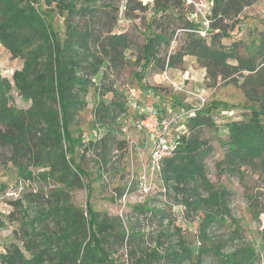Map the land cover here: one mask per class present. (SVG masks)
Masks as SVG:
<instances>
[{
	"label": "trees",
	"instance_id": "16d2710c",
	"mask_svg": "<svg viewBox=\"0 0 264 264\" xmlns=\"http://www.w3.org/2000/svg\"><path fill=\"white\" fill-rule=\"evenodd\" d=\"M125 2L126 18H131L134 12L144 16L149 10L150 27L155 25L158 12L185 7L180 0H153L150 9L137 0ZM251 2L213 0L208 17L209 42L207 36L196 33L203 27L190 20L189 12V17L183 18L184 45L166 64L172 67L175 61L192 56L203 64L210 76L217 78L225 73L227 62L233 60L237 63L236 70L248 74L243 93L258 109L250 106L248 120L226 124V152L217 164L218 169L232 174L238 173L241 167H259L264 171V37L251 44L246 58L238 57L232 49L219 48L220 40L228 38L236 26L235 21L231 26L227 22L234 20ZM54 13L64 20L62 37L52 25ZM110 13L117 10L98 0H0V45L12 58L22 60V68L12 73L11 82L0 78V145L11 150L10 160L20 176L27 180L41 177L51 183V188L44 193L50 201L43 205L38 202L34 216L25 225L30 239L38 238V246L26 247L27 257L18 246L11 245L5 254H0V263L119 264L111 250L125 245L129 248L126 255L130 253L133 264H204L207 254L214 256L219 264H256L254 250L250 247L224 253L225 245L210 235L214 222L230 217L226 206L228 192L212 185L206 177L204 160L211 147L198 136L200 129L213 127L212 116L217 115L220 104L217 102L210 105L207 102L194 117L184 119L185 132L189 135L185 133L180 137L174 154L163 161L159 173L162 188L166 193H174L184 213L200 216L195 249H191V243L186 242L180 232L172 233L171 227L162 233L167 240L153 241L154 249L143 248L144 242H139L133 227H129L127 233L119 219H100L88 199L84 210L71 205L70 192L81 187V176L85 177L73 159L75 149L83 147L82 136L74 137L70 130L73 116L86 106L85 96L93 85L92 77L98 74L102 64H120L132 44L126 33L115 34L112 28L106 31L97 28L100 17ZM111 20L114 27L116 20ZM157 27L145 38L144 65L156 62L160 45L169 43L170 36L164 31L156 34ZM165 70L162 61L158 71ZM13 89L30 102L28 109L19 110L8 104ZM151 89L160 97L161 88ZM94 90L97 87L94 86ZM126 97L127 90V102ZM170 109L173 113L181 110L174 105ZM125 113V104L114 94L108 104L97 103L93 123L96 128L99 125L110 127L117 117L124 115L125 118ZM112 133L111 128L102 139L89 146L93 150L105 149L106 143L114 140ZM20 156L26 157L27 165L19 162ZM27 166L39 173H28ZM38 194H43L42 190ZM48 222L53 226L52 231L46 230L44 224ZM176 229L179 231V227ZM131 248L134 249L130 251Z\"/></svg>",
	"mask_w": 264,
	"mask_h": 264
},
{
	"label": "rangeland",
	"instance_id": "374dc122",
	"mask_svg": "<svg viewBox=\"0 0 264 264\" xmlns=\"http://www.w3.org/2000/svg\"><path fill=\"white\" fill-rule=\"evenodd\" d=\"M137 1L152 8L153 0ZM202 1L212 3L213 0ZM98 3L111 6L117 13L100 17L97 28L101 31L112 28V33L115 34L126 33L132 44L124 52L120 64H102L98 74L92 77L93 85L85 96L86 106L73 116L70 124L72 135L76 137L80 134L83 138V147L75 149L73 159L85 177L81 176L82 186L70 192L71 205L84 210L88 199L100 219H119L127 233L129 227H133L139 242H144L143 248L154 249L153 241L167 240L162 236L167 227L172 228V233L180 232V236L191 243V249L197 247L200 216L193 212L186 215L182 207L177 205L174 193L164 191L160 176L146 173L149 148L144 145L141 135L123 122L124 115L117 117L110 127L99 125L96 128L93 123L97 103L108 104L114 94L125 104L127 118L137 116L136 111L125 100L127 87H132L137 92V105L140 109L155 106L162 117H173L174 113L170 109L172 105L181 110L195 106L197 101L193 96L185 92L174 96L167 84L161 82L159 75L164 71L158 70L159 64L164 61L168 76L177 83H183L185 91L203 95L209 105L212 102L220 103L217 115L214 113L212 116L213 127H205L198 132L200 140L211 147V152L204 160L206 177L212 185L228 192L226 206L230 217L214 222L210 235L225 245L224 253L250 247L254 250L256 264H264V171L259 167H241L238 173L232 174L217 168L226 152V124L230 121L248 120L250 106L258 109V105L249 102L243 93L248 74L236 70L237 63L230 60L227 68H224L225 73L214 78L192 56H185L180 62L175 61L172 67H167L169 57L176 55L184 45L183 18L189 17V8L181 6L176 11L158 12L155 25L150 27L149 10L144 16L134 12L131 18H126L125 0H98ZM112 18L116 20L114 27ZM63 21L61 16L54 13L52 25L58 30L60 37L64 32ZM234 21L235 28L229 32L228 38L220 40L219 48L232 49L238 57L246 58L251 44L264 37V0H252L234 20L227 23L231 26ZM156 26L159 27L156 34L164 31L170 36V40L168 45H160L155 58L157 63L150 61L144 65L145 38L150 36ZM209 36L206 38L207 42L210 40ZM21 68L22 60L12 58L0 45V78L11 82L12 73ZM262 74L264 82V71ZM94 86L97 90H94ZM151 87L161 88L160 97L154 94V90H149ZM8 104L19 110L30 107V102L23 100L14 89L9 93ZM111 128L114 140L108 141L105 149L93 150L90 143L102 139ZM130 143H136L138 150H131ZM85 148L88 149L87 152L84 151ZM11 156V150L0 145V254H5L11 245H16L28 257L26 247H32V244L38 246L39 240L30 239L25 225L34 216L39 207L38 202L43 205L50 201L44 193L51 188V183L41 180V177L27 180L20 176L10 160ZM18 160L22 165H27L26 157L20 156ZM27 172L34 175L39 173L30 166H27ZM40 190L43 192L41 195L38 194ZM140 206L144 208L140 209ZM152 211L159 213L153 214ZM44 225L47 231L53 230L49 222ZM175 227H179V231ZM128 249L124 245L111 250L119 264H133L130 253L126 255ZM204 264L219 263L214 256L207 254L204 256Z\"/></svg>",
	"mask_w": 264,
	"mask_h": 264
},
{
	"label": "built area",
	"instance_id": "2783aa9c",
	"mask_svg": "<svg viewBox=\"0 0 264 264\" xmlns=\"http://www.w3.org/2000/svg\"><path fill=\"white\" fill-rule=\"evenodd\" d=\"M186 8L191 9L190 20L200 24L201 28L198 33L205 37L209 33V13L211 3H204L200 0H180ZM167 70V69H166ZM166 70L159 75L161 82L166 83L168 88L175 94L188 93L195 98L197 104L188 110H180L173 114V117L166 118L159 115L155 106H145L139 108L137 105V92L132 87H127V102L131 109L136 111V117H125L123 122L137 131L146 147L149 148V156L145 166V171L149 175H159L163 161L171 157L178 144L180 137L185 134L184 119L195 116L197 110L204 107L207 103L206 97L201 94L185 91L183 83L175 82L168 76ZM131 150H138L136 143H130Z\"/></svg>",
	"mask_w": 264,
	"mask_h": 264
}]
</instances>
